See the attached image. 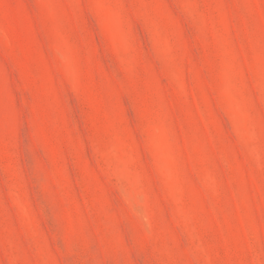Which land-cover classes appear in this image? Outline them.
<instances>
[{"label": "rangeland", "instance_id": "rangeland-1", "mask_svg": "<svg viewBox=\"0 0 264 264\" xmlns=\"http://www.w3.org/2000/svg\"><path fill=\"white\" fill-rule=\"evenodd\" d=\"M0 264H264V0H0Z\"/></svg>", "mask_w": 264, "mask_h": 264}]
</instances>
